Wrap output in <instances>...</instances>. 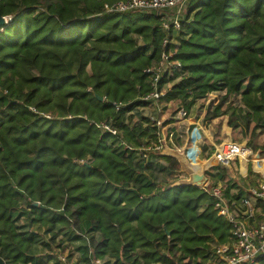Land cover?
I'll return each mask as SVG.
<instances>
[{"label":"trees","instance_id":"obj_1","mask_svg":"<svg viewBox=\"0 0 264 264\" xmlns=\"http://www.w3.org/2000/svg\"><path fill=\"white\" fill-rule=\"evenodd\" d=\"M113 1L0 0V14L9 18L0 30L5 264H63L54 246L59 234L81 241L78 260L67 255V264L96 258L105 264H205L212 244L230 237L212 196L173 185L180 168L174 156L152 150L143 157L160 131L134 111L151 105L142 99L151 89L145 68L173 48L172 59L181 66L160 79L159 87L170 83L163 101L190 107L212 90L224 91L222 102L231 98L229 124L260 137L264 0H187L180 29L172 33L176 42L166 46L162 40L171 31L160 28V15L106 12L105 3ZM87 109L118 133L96 126ZM222 113L219 104L206 116ZM201 149L210 155L207 146ZM248 165L243 163L246 177L262 176L264 166ZM191 166L201 171L203 163ZM229 169L215 164L206 175L225 183L226 199L238 202L246 191ZM39 242L50 252L32 253Z\"/></svg>","mask_w":264,"mask_h":264},{"label":"built area","instance_id":"obj_2","mask_svg":"<svg viewBox=\"0 0 264 264\" xmlns=\"http://www.w3.org/2000/svg\"><path fill=\"white\" fill-rule=\"evenodd\" d=\"M186 2L187 0H116L105 3L104 9L106 12L111 13H124L136 10L160 15V28L165 32L171 31V36H166L162 40V44L166 46L170 42L175 43L173 39H171L172 33L176 34L180 29V20ZM6 19L8 20L9 18L6 17ZM173 55V48L169 50L163 49L159 56L145 68V72L149 75L151 89L142 97L143 100L151 102V104L165 102L163 101V96L170 87V83L159 87V81L164 76H172L173 70L181 66L179 61L172 59ZM3 92L7 93V90H3ZM213 92H219V90H212L208 92L207 96ZM116 106L118 108L120 104ZM31 109L35 113L45 116L46 118L50 117L48 113L38 112L35 108ZM222 114L221 116L219 115V117L215 116L208 118L206 124L210 122L212 125L207 126V128L203 124L202 127L199 126V123H201L199 122L200 118H195L197 121L190 123V125L199 126L204 131L206 128L208 133H210V129L208 128L214 129L215 125L219 126L220 130L216 129L213 135L219 136V139L222 140L220 144H214V152L212 155L214 162L212 163L230 166L236 162L240 164L243 162L248 163L249 167H254L255 164L263 165L264 153L262 154V151H253L250 147L246 146L245 142H237L232 139V133L236 131L237 127H233L229 124L228 119H226L227 113L224 112ZM216 117L217 119L220 118L219 120L226 119L225 123L221 124L218 120L212 123ZM173 119L174 120H170L171 122L155 121L160 131V139L154 146L150 145L143 148L144 158H147L148 152L152 150H158L160 152L164 148H169L173 151L180 150L179 146H176V143L172 142L169 137L173 136L171 130L173 125L185 123L184 131L187 134V140L184 146L188 143L190 125L187 124V111L183 106L177 107V112ZM97 126L113 135L118 133L116 129L105 122ZM222 126L223 128L221 129ZM241 131L245 133L243 127ZM213 135L211 136L214 137ZM178 140L177 144H181L179 137ZM257 153H259L258 158H256ZM77 161L83 162L82 159ZM254 173L255 171H252V174ZM245 181H247L245 182L247 183L245 188L246 193L238 202H229L226 199L224 194L226 189L225 183L218 182L214 184L209 177H207L206 181L199 187L213 197L216 213L226 219L231 225L230 237L223 242L216 240L215 243L212 244L211 251L213 252V257L207 259L205 264H257L258 258L264 256V179H250L247 177ZM59 260L63 264H67L66 255H59ZM92 263L105 264L103 259L100 258L94 259Z\"/></svg>","mask_w":264,"mask_h":264},{"label":"rangeland","instance_id":"obj_3","mask_svg":"<svg viewBox=\"0 0 264 264\" xmlns=\"http://www.w3.org/2000/svg\"><path fill=\"white\" fill-rule=\"evenodd\" d=\"M186 6H187V4L185 5V9L183 11V14L185 13ZM173 41L176 42L175 39H173ZM223 92L219 91V92L210 93L205 98V100H198V101H196V103H194L190 107L185 106L184 104H182L179 101H175V103H171L169 105H166V103L163 102L161 104L157 103L156 105L151 104V105H147L144 107H140L139 109L137 108L134 112H135V116H146V117H149L151 120H154V121H156L158 118L161 120L165 119L162 122H164V121L167 122L166 120H174V119H169V118L176 115L177 107L183 106V108L187 111V117L188 118H191L192 116H194L195 118H200L199 122H201V124H203L204 126L209 124V126H210V125H212L210 122H208L206 124V120H208V117L206 116L208 107H211V110H212L215 106L220 104L221 111L226 112V113L228 112V106L231 103V98H229V99L227 98L224 102H222V99L224 97ZM111 112H112V110L109 111V113H111ZM161 112L162 113L165 112L164 118L161 116L162 115ZM45 113H48L51 115L50 112H45ZM85 113L88 116L92 113L91 117L95 118L96 126L98 124L100 125L101 123L104 122L102 119L101 120L98 119V118H100L99 114H97L95 111L93 112V109H87ZM222 115H224V114H222ZM174 126L178 128L179 134L182 135V138H180L181 144H179V147L181 149L175 150V151L178 154L183 155L184 156L183 159L188 161L190 166H191L192 162L199 165L201 163H204L205 160L212 158L214 148H212V147L210 148L209 146L205 145L203 142V138H204V135H206V134L207 135L208 134L213 135L216 132L217 125L214 127V129L208 128V129H210V133H208V130H206V128H205V131L202 134L198 131L197 128H195L194 125H190L189 140L185 146H184V143L187 140V134L184 131L185 123H181V125H173L172 128ZM241 129H242V126L239 125L236 128V131L232 133V139L236 140L237 142H245L246 146L250 147L253 151H256V152L262 151L261 153L263 154L264 153V133L262 135H260V137H258V138L251 139L249 132H247V134H245L243 131H241ZM212 140H215V142L218 145L221 143L222 139H219V136H214V137H212ZM203 144H204V146L208 147V151H210V155H208L207 151H202L201 148H202ZM183 146H184V148H183ZM212 162H214L213 159L211 161L210 168L212 167V165L216 164V163L213 164ZM230 167H231V169H229V170H230V174L232 175V179L235 182H237L236 184L240 188L244 187V189H245V187L247 186L246 185L247 183H245V182H247V181H245V180H247V177H246L247 175H244L243 162H242V164H240L238 162L233 163L230 165ZM208 171H210V169H208L207 172ZM188 178L189 177H188L187 171L181 170V165H180L179 171L177 172V174H175L173 176V182L172 183H178V182H180V180H188ZM232 191L235 192L236 188L233 189ZM229 225H230V223H229ZM230 232H231V225L229 228V233ZM55 239H56V242L54 243V246H56L55 252H58V255L59 254L60 255H66V256L69 255L70 261L73 263L76 262V260H78V257H79V252L77 251L76 248H77V246H79V244H81V241H73L71 238L69 239L68 237H65L62 234H59ZM40 243L41 242H39V244L33 246L32 253H42L44 255L47 252H50V250H48V249L45 251L44 247H42Z\"/></svg>","mask_w":264,"mask_h":264},{"label":"water","instance_id":"obj_4","mask_svg":"<svg viewBox=\"0 0 264 264\" xmlns=\"http://www.w3.org/2000/svg\"><path fill=\"white\" fill-rule=\"evenodd\" d=\"M6 24H7L6 17L0 14V30H2ZM97 97L99 100H102V97L100 96ZM161 153L174 156L181 165V170H185L188 173V177H189L188 180H180V182L173 183V185L188 184V185L200 187L206 181L207 179L206 172L208 169H210L212 158L205 160L204 166L202 167L201 171H195L189 165L188 161L183 159L184 156L178 154L176 151L164 148ZM258 157H259V153L256 154V158ZM0 264H5L2 258H0Z\"/></svg>","mask_w":264,"mask_h":264},{"label":"crops","instance_id":"obj_5","mask_svg":"<svg viewBox=\"0 0 264 264\" xmlns=\"http://www.w3.org/2000/svg\"><path fill=\"white\" fill-rule=\"evenodd\" d=\"M166 103V105H169V104H171L172 102H165ZM161 104V103H160ZM156 105V104H155ZM162 113V112H161ZM164 113L165 112H163L162 113V117L164 118L165 116H164ZM174 118V116H172L171 117V119H173ZM153 119V118H152ZM190 119V120H189ZM194 119V120H193ZM220 118H218L217 119V117L214 119V121L212 122V123H215V121L216 120H218V121H220L221 122V124L222 123H225V121H226V119H228V117L226 116V119H223V120H219ZM163 120H165V119H157V121H163ZM194 121H197L196 119H195V117L194 116H192L191 118H188V122H187V124L188 125H190V123H192V122H194ZM169 122H171V121H169ZM193 125V124H192ZM199 126H201L202 127V124L201 123H199ZM199 126H196L195 125V128H197L198 129V131L202 134L203 132H204V130L203 129H201ZM206 126V128H207V126H209V124H207V125H205ZM216 126V125H215ZM223 128V126L221 127V129ZM217 130H220V128H219V126H217ZM207 135V134H206ZM204 135V138H203V142H204V144L205 145H207V146H209L210 148L212 147V148H214V144L216 143V142H214L215 140H212V136L211 135ZM221 138H223V137H221ZM181 142V141H180ZM179 142V143H180ZM203 144V145H204ZM166 149H169V148H166ZM170 150V149H169Z\"/></svg>","mask_w":264,"mask_h":264},{"label":"bare ground","instance_id":"obj_6","mask_svg":"<svg viewBox=\"0 0 264 264\" xmlns=\"http://www.w3.org/2000/svg\"><path fill=\"white\" fill-rule=\"evenodd\" d=\"M172 132H173V136H169L170 137V140L172 141V142H174V143H176V146L178 145L179 146V144H177L178 142L177 141H179L178 140V137L179 138H182V135L181 134H179V130H178V128L177 127H173L172 129ZM167 139H168V136H167ZM180 148V147H179ZM181 149V148H180ZM256 165H258V164H256ZM203 166H204V163H203ZM262 166H264V164L262 165ZM192 167V166H191ZM192 169L194 170V168L192 167ZM257 179H264V171H263V174H262V176L260 177V178H257Z\"/></svg>","mask_w":264,"mask_h":264}]
</instances>
